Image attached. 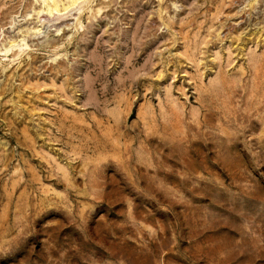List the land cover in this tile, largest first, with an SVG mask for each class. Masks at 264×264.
<instances>
[{
	"label": "rangeland",
	"instance_id": "obj_1",
	"mask_svg": "<svg viewBox=\"0 0 264 264\" xmlns=\"http://www.w3.org/2000/svg\"><path fill=\"white\" fill-rule=\"evenodd\" d=\"M0 264H264V0H0Z\"/></svg>",
	"mask_w": 264,
	"mask_h": 264
}]
</instances>
